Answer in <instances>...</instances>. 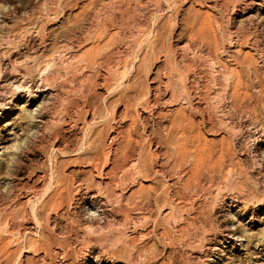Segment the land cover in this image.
Here are the masks:
<instances>
[{
	"label": "rangeland",
	"instance_id": "obj_1",
	"mask_svg": "<svg viewBox=\"0 0 264 264\" xmlns=\"http://www.w3.org/2000/svg\"><path fill=\"white\" fill-rule=\"evenodd\" d=\"M0 264H264V0H0Z\"/></svg>",
	"mask_w": 264,
	"mask_h": 264
},
{
	"label": "bare ground",
	"instance_id": "obj_2",
	"mask_svg": "<svg viewBox=\"0 0 264 264\" xmlns=\"http://www.w3.org/2000/svg\"><path fill=\"white\" fill-rule=\"evenodd\" d=\"M13 147V144L10 146V148H12ZM35 212V211H34ZM36 214V213H35ZM35 216V215H34ZM35 217H37V214H36V216ZM38 217H39V215H38ZM36 219V218H35ZM39 219V218H38ZM40 221L42 220L41 218L39 219ZM37 221V220H36ZM39 222V221H38ZM31 232V231H30ZM29 233V232H28Z\"/></svg>",
	"mask_w": 264,
	"mask_h": 264
}]
</instances>
